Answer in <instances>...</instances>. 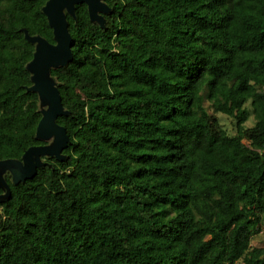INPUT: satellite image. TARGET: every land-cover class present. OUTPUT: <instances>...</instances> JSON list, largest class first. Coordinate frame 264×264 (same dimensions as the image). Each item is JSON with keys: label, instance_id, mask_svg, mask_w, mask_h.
Here are the masks:
<instances>
[{"label": "trees", "instance_id": "trees-1", "mask_svg": "<svg viewBox=\"0 0 264 264\" xmlns=\"http://www.w3.org/2000/svg\"><path fill=\"white\" fill-rule=\"evenodd\" d=\"M47 1L0 0V160L52 141L24 32L55 43ZM106 3L51 70L65 159L3 172L0 264H264V0Z\"/></svg>", "mask_w": 264, "mask_h": 264}, {"label": "water", "instance_id": "water-1", "mask_svg": "<svg viewBox=\"0 0 264 264\" xmlns=\"http://www.w3.org/2000/svg\"><path fill=\"white\" fill-rule=\"evenodd\" d=\"M81 4L87 5L93 22L105 27V15L111 12L106 0H48L43 11L54 30L55 43L41 35L31 36L28 30L24 29L26 39L36 44L34 57L28 64L33 81L29 90L39 94L44 107L43 117L37 127V138L42 141H52L49 144L30 147L21 160H0V185L3 184L7 188V192L0 195V200L12 194L3 172L10 171L14 183L20 184L35 178L39 168L45 164L43 157H56L59 161L65 159L63 151L68 147L70 137L67 128L60 125L57 119L62 115H68L69 112L65 110L61 92L52 77L51 70L65 66L73 60L74 43L67 15L76 18V7Z\"/></svg>", "mask_w": 264, "mask_h": 264}, {"label": "rangeland", "instance_id": "rangeland-1", "mask_svg": "<svg viewBox=\"0 0 264 264\" xmlns=\"http://www.w3.org/2000/svg\"><path fill=\"white\" fill-rule=\"evenodd\" d=\"M223 121H224L225 125H227L231 131H233V125L231 124V120L228 121V120L224 119ZM262 244H263L262 240L261 241L260 240H254V242H253V245L256 247H260Z\"/></svg>", "mask_w": 264, "mask_h": 264}, {"label": "flooded vegetation", "instance_id": "flooded-vegetation-1", "mask_svg": "<svg viewBox=\"0 0 264 264\" xmlns=\"http://www.w3.org/2000/svg\"><path fill=\"white\" fill-rule=\"evenodd\" d=\"M87 9H88V7H87Z\"/></svg>", "mask_w": 264, "mask_h": 264}]
</instances>
